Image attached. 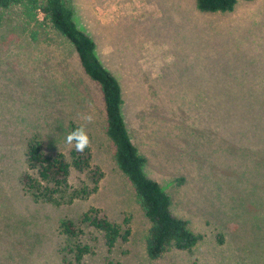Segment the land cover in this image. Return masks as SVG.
I'll return each instance as SVG.
<instances>
[{
    "label": "rangeland",
    "instance_id": "374dc122",
    "mask_svg": "<svg viewBox=\"0 0 264 264\" xmlns=\"http://www.w3.org/2000/svg\"><path fill=\"white\" fill-rule=\"evenodd\" d=\"M69 3L121 85L145 174L201 238L190 252L147 255L150 221L115 162L99 86L41 12L33 19L10 5L0 7V264H71L60 249L76 240L59 223L91 206L129 232L108 250L103 233L82 226L77 241L90 250L74 264H264V0L215 13L195 0ZM70 123L90 138L98 188L71 203L35 200L21 183L34 174L26 142L36 137L45 154L68 157ZM88 181L71 169L70 186Z\"/></svg>",
    "mask_w": 264,
    "mask_h": 264
},
{
    "label": "trees",
    "instance_id": "16d2710c",
    "mask_svg": "<svg viewBox=\"0 0 264 264\" xmlns=\"http://www.w3.org/2000/svg\"><path fill=\"white\" fill-rule=\"evenodd\" d=\"M238 1L195 0V6L203 13L228 12L233 10ZM10 5H20L33 19L37 12H41L53 28L68 40L76 52L83 72L99 86L104 105L105 132L113 144L115 162L132 184L138 202L150 221L145 240L147 255L156 259L168 248L190 252L201 236L190 230L186 220L172 213L169 195L157 181L145 174V158L138 153L121 112V85L98 59L94 40L77 27L69 0H0V7ZM256 119L257 116L253 122ZM78 127L80 125L70 123L67 134ZM25 160L34 174L24 173L21 183L24 190L35 200L57 204L60 201L71 203L75 199L87 198L98 188L101 172L90 163V147L83 152H77L73 144L68 157L61 152L47 155L43 152L41 141L32 137L26 142ZM72 168L85 173L89 181L70 186L68 179ZM82 226L103 233L108 250H111L119 239L126 240L129 232L126 227L112 222L100 209L93 206L82 212L77 222L71 219L61 220L60 233L76 240L60 249L61 254L67 251V254L73 256L74 262L71 264L79 263L83 255L90 250L88 245L77 241L83 233ZM62 260L65 261L64 258Z\"/></svg>",
    "mask_w": 264,
    "mask_h": 264
},
{
    "label": "clouds",
    "instance_id": "9594fccd",
    "mask_svg": "<svg viewBox=\"0 0 264 264\" xmlns=\"http://www.w3.org/2000/svg\"><path fill=\"white\" fill-rule=\"evenodd\" d=\"M83 119L90 123L93 120V116L88 114L84 116ZM66 142L70 145L74 144L75 150L77 152H83L90 146L91 143L90 138L83 126L71 131L66 137Z\"/></svg>",
    "mask_w": 264,
    "mask_h": 264
}]
</instances>
